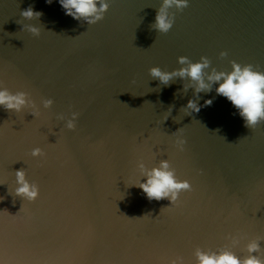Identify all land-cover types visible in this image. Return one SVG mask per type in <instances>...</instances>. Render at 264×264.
<instances>
[{
	"label": "water",
	"instance_id": "water-1",
	"mask_svg": "<svg viewBox=\"0 0 264 264\" xmlns=\"http://www.w3.org/2000/svg\"><path fill=\"white\" fill-rule=\"evenodd\" d=\"M108 3L89 26L59 0H0V82L40 112L0 107V264H195L197 248L228 246L244 258L252 240L264 256V122L245 127L218 84L191 114L183 109L196 99L183 91L190 81L164 86L149 75L178 70L182 56L207 57L217 71L231 72L235 61L264 72V0H188L169 10L167 34L151 28L162 0ZM29 7L40 20L23 19ZM177 136L187 141L183 152ZM35 148L46 157L33 158ZM161 160L193 188L173 206L128 186L146 182L140 162L150 170ZM21 169L40 188L35 203L15 197Z\"/></svg>",
	"mask_w": 264,
	"mask_h": 264
},
{
	"label": "clouds",
	"instance_id": "clouds-1",
	"mask_svg": "<svg viewBox=\"0 0 264 264\" xmlns=\"http://www.w3.org/2000/svg\"><path fill=\"white\" fill-rule=\"evenodd\" d=\"M50 5L53 0H47ZM66 15L77 21H85L89 26L96 25L105 18L109 10L108 0H59ZM188 0H162V6L158 9L155 23L151 25L153 30L161 34H167L174 26L175 16L169 15V10L175 7L182 11L188 7ZM42 13L36 12L32 7L21 12L24 20H40ZM34 37L41 35L40 29L33 26H27ZM221 58L227 57V52H222ZM178 63L183 66L178 70L171 72L162 71L159 67H152L149 75L164 86H170L171 82L177 78L183 81H190L184 84L183 91L187 93L189 88L195 90L196 99L189 100L183 109L199 113L200 105L197 103L200 93H210L214 85L217 95L225 97L238 110L240 117L244 120V126L255 129L261 122H264V72L256 70L255 66L241 65L235 61L231 62L232 71H217L211 68V61L207 57H201L200 62L193 63L187 57H179ZM211 68V72L207 71ZM178 95V93L176 94ZM54 101L47 99L43 101L44 109H51ZM212 100H206L204 106H211ZM0 107L9 112L20 113L25 109L31 108V114L36 118L40 115L39 109L35 102L30 100L26 92H10L2 82H0ZM61 121L65 120L63 115L58 117ZM79 119V113L73 112L70 119L66 121V128L69 131H75ZM167 120V118L165 119ZM178 130L176 133H179ZM173 133V134H176ZM187 141L177 136L175 147L178 151L183 152ZM33 158L46 157V153L40 148H35L31 152ZM139 171L146 182L141 181L128 186H135L142 189L147 199L151 202L169 200L176 205L180 200L182 193L193 191L192 185L187 180H178L175 169L168 160H161L159 167L147 169L143 162L138 164ZM203 174V173H201ZM17 188L15 197H20L29 203H35L40 197V188L38 185L30 183L27 179V173L21 169L15 172ZM10 194V193H9ZM4 198L0 197V201ZM171 208V207H168ZM118 209V207H117ZM165 208L161 209V212ZM22 211V209H21ZM119 211V209H118ZM148 216V215H146ZM145 217V216H144ZM232 246L239 244V239L229 237ZM247 256L241 258L230 250L228 246L217 250L208 249L207 251L197 248L195 255V264H264V256L261 255V242L252 240L246 246ZM164 264H184L182 257L165 261Z\"/></svg>",
	"mask_w": 264,
	"mask_h": 264
}]
</instances>
